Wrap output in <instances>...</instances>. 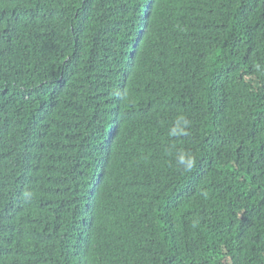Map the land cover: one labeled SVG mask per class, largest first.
Masks as SVG:
<instances>
[{
	"label": "trees",
	"instance_id": "16d2710c",
	"mask_svg": "<svg viewBox=\"0 0 264 264\" xmlns=\"http://www.w3.org/2000/svg\"><path fill=\"white\" fill-rule=\"evenodd\" d=\"M0 264H264V0H0Z\"/></svg>",
	"mask_w": 264,
	"mask_h": 264
}]
</instances>
